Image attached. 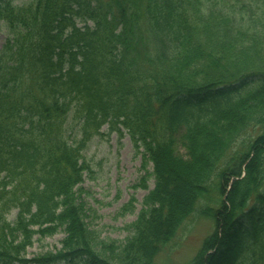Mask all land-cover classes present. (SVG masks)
<instances>
[{
	"label": "trees",
	"instance_id": "trees-1",
	"mask_svg": "<svg viewBox=\"0 0 264 264\" xmlns=\"http://www.w3.org/2000/svg\"><path fill=\"white\" fill-rule=\"evenodd\" d=\"M0 22V264H155L196 216L190 264H264V0H0ZM105 125L155 180L123 242L82 197Z\"/></svg>",
	"mask_w": 264,
	"mask_h": 264
},
{
	"label": "rangeland",
	"instance_id": "rangeland-1",
	"mask_svg": "<svg viewBox=\"0 0 264 264\" xmlns=\"http://www.w3.org/2000/svg\"><path fill=\"white\" fill-rule=\"evenodd\" d=\"M28 0H14V3L27 2ZM91 25L92 22H89ZM83 26V23H79ZM9 30L0 22V47L5 43ZM76 124V125H75ZM67 135L80 138L79 126L72 117L69 121ZM179 153L185 155V149L179 147ZM142 152V148L139 149ZM83 158L90 166V171L84 172L82 195L86 203L88 217L86 221L91 228L98 231L103 239L123 242L129 235L124 227L137 219L142 208L143 198L154 188L153 176L146 179L147 188L141 186L143 157L137 153L130 136L125 132L119 135L110 132L107 125L101 129V134L93 136L83 151ZM149 173L153 172V165L147 167ZM133 202V212L121 215L124 205ZM213 198H218L213 194ZM216 206L215 200L210 202ZM16 211H13L15 216ZM213 222L205 217L189 219L182 231L170 242L156 258L155 264H190L200 249L203 240L213 231ZM64 237L59 232L52 237L37 241L28 249L27 257L61 247L60 241Z\"/></svg>",
	"mask_w": 264,
	"mask_h": 264
}]
</instances>
